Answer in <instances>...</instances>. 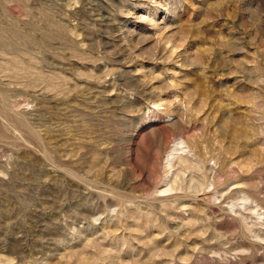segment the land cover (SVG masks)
Returning <instances> with one entry per match:
<instances>
[{"label":"rangeland","instance_id":"rangeland-1","mask_svg":"<svg viewBox=\"0 0 264 264\" xmlns=\"http://www.w3.org/2000/svg\"><path fill=\"white\" fill-rule=\"evenodd\" d=\"M0 3V264H264V0Z\"/></svg>","mask_w":264,"mask_h":264},{"label":"bare ground","instance_id":"bare-ground-1","mask_svg":"<svg viewBox=\"0 0 264 264\" xmlns=\"http://www.w3.org/2000/svg\"><path fill=\"white\" fill-rule=\"evenodd\" d=\"M4 1H5V0H4ZM1 2H2V1H1ZM8 2H9V1H8ZM0 5H1V3H0ZM47 33H48V32H47ZM55 35H56V34H55ZM4 46H5V45H4ZM12 50H13V49H12ZM34 56H35V55H34ZM16 122H17V121H16ZM19 123H20V122H18V126H21V125L23 126V125H25L26 122H25V123H22V122H21V123H20L21 125H20ZM26 124H27V123H26ZM28 125L30 126L29 123H28ZM22 126H21V127H22ZM24 127H27V126L25 125V126H23V128H24ZM31 127H32V126H31ZM29 128H30V127H29ZM21 129H22V128H21ZM24 129H25V128H24ZM32 129H34V128H32ZM33 131H35V130H33ZM25 132H26V131H25ZM27 132H28V131H27ZM30 132H31V131H30ZM35 132H36V131H35ZM30 134H31V133H30ZM31 135L33 136L34 134H31ZM28 136H29V135H28ZM30 137H31V136H30ZM34 137H35V136H34ZM34 137H33V138H34ZM35 139L37 140V138H35ZM176 144H177V143H176ZM174 153H175V152H174ZM175 154H176V153H175ZM173 155H174V154H173ZM177 157H178V156H177ZM184 158H185V157H184ZM168 161H169V160H168ZM181 174H182V173H181ZM176 176H177V175H176ZM179 176H180V175H179ZM173 177H174V176H173ZM178 178H180V177H178ZM178 181H180V180H178ZM180 182H182V181H180ZM173 183H174V182H173ZM190 186H191V185H190ZM190 188H191V187H190ZM164 190H165V189H164ZM243 198H244V197H243ZM7 257H8V256H7ZM7 257H6V258H7ZM8 259H9V258H8ZM12 260H13V259H12ZM10 261H11V260H10Z\"/></svg>","mask_w":264,"mask_h":264}]
</instances>
